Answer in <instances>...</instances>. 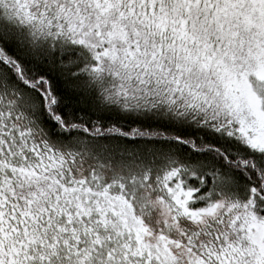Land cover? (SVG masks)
Listing matches in <instances>:
<instances>
[{
	"label": "snow or ice",
	"instance_id": "obj_1",
	"mask_svg": "<svg viewBox=\"0 0 264 264\" xmlns=\"http://www.w3.org/2000/svg\"><path fill=\"white\" fill-rule=\"evenodd\" d=\"M0 264H264V0H0Z\"/></svg>",
	"mask_w": 264,
	"mask_h": 264
}]
</instances>
